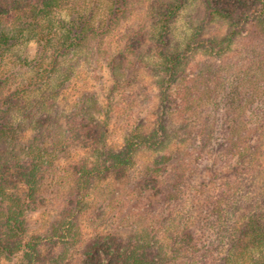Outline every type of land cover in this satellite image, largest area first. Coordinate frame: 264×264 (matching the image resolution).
Masks as SVG:
<instances>
[{"label": "trees", "instance_id": "1", "mask_svg": "<svg viewBox=\"0 0 264 264\" xmlns=\"http://www.w3.org/2000/svg\"><path fill=\"white\" fill-rule=\"evenodd\" d=\"M138 1L0 0V264H264V107L253 104L264 91V0H198L192 10L191 0H153L157 29L142 25L136 34L150 35L159 73L154 117L121 145L108 143L95 90L61 105L79 68L99 57L103 39ZM181 16L188 31L178 41L173 24ZM242 36L249 69L258 64L254 88L219 81L210 61L189 75L196 54L233 59ZM31 40L28 59L21 49ZM106 62L114 92L127 81V54ZM196 83L203 97L190 96ZM204 97L212 99L207 108ZM75 147L82 154L67 177L58 157ZM141 150L156 156L135 176ZM200 170L203 179H194ZM111 176L126 183L89 210L96 184ZM42 207L51 217L31 226L30 213ZM92 220L99 224L86 232Z\"/></svg>", "mask_w": 264, "mask_h": 264}, {"label": "rangeland", "instance_id": "2", "mask_svg": "<svg viewBox=\"0 0 264 264\" xmlns=\"http://www.w3.org/2000/svg\"><path fill=\"white\" fill-rule=\"evenodd\" d=\"M197 3L198 0H191L186 6V10H192L195 8ZM152 4L153 0H139L138 2H135L133 6L134 8L129 11V15L122 18L120 23L113 27L112 31L103 39L100 45V50L98 49L99 57L96 58L92 64H86L79 68L74 80L65 90L63 100H61V105L70 108L72 103H74L73 101L75 98L83 90H95L98 100L102 106V110L100 111L102 114L101 117H104L107 122V140L108 143L113 146L121 145L124 141V138L132 128L139 124L148 125L154 117L153 109L157 101L156 79L159 73L156 72L155 65H153L155 64L153 55L150 52H147V44H149L150 35H142L141 33L138 35L136 34L138 28L142 25L144 28L142 30L151 28L150 33L157 29L155 26L152 27ZM187 29L188 26L185 22V19L183 16H181L173 24V33L175 39L182 41L183 36L188 31ZM246 40V37L242 36L234 43L231 53V55H233V59L231 57L229 58L232 60L227 58L220 61L210 60L209 58L207 59L205 56L199 54L194 55L188 62L187 69L189 70V75L193 76L194 78L196 77L195 74L200 76V68H205L207 65L209 66L208 61H210V65L211 63L213 64L211 65V68H209L213 71L212 74L216 75L219 73L221 76H223V80L219 81H228L231 86L236 85V82L238 81L240 86L244 87L245 90L248 88H254L258 84L257 82L259 79V75L256 71L258 64L257 62L251 64L249 69V63H247V60H245ZM137 44H139L137 47L139 48L138 51L136 48ZM122 50H124L127 54L128 62L126 65L127 69L125 74L127 81L125 80V84L120 89L111 92L110 87L112 84V77L106 60H109L111 55L119 53ZM21 51H23L24 55H26L28 59L33 58L36 52L35 41L31 40L28 42L27 45L24 46V49H21ZM238 56H240V59L238 58L239 61H237ZM230 61H234L235 63L233 64V62L231 63ZM240 61L242 62L240 63ZM13 68L12 70L14 71ZM246 72H248L249 75H246ZM197 80H199V78ZM19 81L20 80H16L15 82H12V86L16 85ZM201 81L205 83V79H201ZM196 84L197 89L188 91L190 96L196 93L200 94L201 96L204 95L205 90L201 88V84ZM215 86L218 92L217 98L221 102V98L224 94L223 90L225 89L224 83L222 82L220 84L218 82L215 83ZM263 93L264 91L262 92V90H258L257 94L259 96L255 97L253 102L255 109L264 107V101L260 102V104L258 103V99L263 98ZM253 94L257 95L256 90H253ZM210 100H212L210 97H204V108H207ZM200 109L201 107H198L197 111ZM223 112L224 109L221 110V113ZM256 113L257 112L253 111L252 116H254ZM229 114L233 115V111H231V113L229 112ZM174 115L177 118L176 114ZM251 120L252 123L255 122V119ZM262 134L264 136V132H262ZM260 142L262 143V149L264 150V141L262 142L260 139ZM77 150V147H75V149H70L67 152L61 153V155L58 157V164L61 166V170H64L67 173L68 165L73 163L81 156L82 152ZM155 156L156 152L145 150L138 152L134 166V175L136 176L137 173L141 171L140 169L151 163L155 159ZM215 166L216 168H220L221 166V168L225 169L224 165L220 164L219 166V163H217ZM218 170L219 169H217L216 172H218ZM69 175L70 173L68 171L67 177ZM203 175V172L200 170L199 175L196 174L194 179H203ZM126 177L127 176H121V178H119V176H111L108 179L98 182L95 186L94 194L90 197L91 207L89 210L92 211L98 207L101 202L105 203V201L108 200L107 198H109L108 192L111 190V188L119 186V183H126ZM105 209L106 212L109 211L107 206ZM52 214L54 213L52 212L51 215ZM48 217H51L49 215V210L42 207L30 213L28 222L31 226L37 227L39 223L48 220ZM93 222L94 220L90 222H84L83 229L86 232H90L92 230L93 224H99V222ZM205 223L206 222H204V224ZM108 225L109 222L98 226L101 228ZM4 264H8V261H4Z\"/></svg>", "mask_w": 264, "mask_h": 264}]
</instances>
